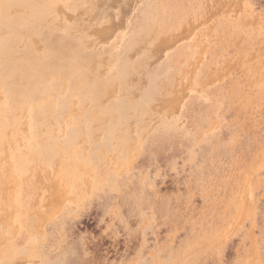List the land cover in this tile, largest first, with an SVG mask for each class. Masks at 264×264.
Masks as SVG:
<instances>
[{
	"label": "rangeland",
	"instance_id": "rangeland-1",
	"mask_svg": "<svg viewBox=\"0 0 264 264\" xmlns=\"http://www.w3.org/2000/svg\"><path fill=\"white\" fill-rule=\"evenodd\" d=\"M52 1L0 8V264H264V0Z\"/></svg>",
	"mask_w": 264,
	"mask_h": 264
},
{
	"label": "bare ground",
	"instance_id": "bare-ground-1",
	"mask_svg": "<svg viewBox=\"0 0 264 264\" xmlns=\"http://www.w3.org/2000/svg\"><path fill=\"white\" fill-rule=\"evenodd\" d=\"M11 1H14V0H0V8H1V11L2 13L5 15L7 21H9L10 23L12 24H17V23H21L23 22V24H26L24 21V19H28V21L34 17L35 20H37L38 18L41 19V20H44V19H48L50 17V14L52 13V11L54 10V7L57 6L55 5L53 7V1L52 0H25L26 3L29 5V8H26V9H21L19 11H14L13 9H11L9 6L12 5ZM17 2V1H16ZM15 3V1H14ZM58 7V6H57ZM55 7V8H57ZM55 11V10H54ZM57 11V10H56ZM59 14V13H58ZM56 15V14H55ZM36 17H38L36 19ZM49 20V19H48ZM39 23V22H37ZM8 24V23H7ZM29 25V24H28ZM32 25V24H31ZM38 28V27H37ZM10 29V28H9ZM14 32L16 31H13V36L14 35ZM7 37V36H6ZM5 37V39H6ZM17 38V36H16ZM8 40H9V36H8ZM12 40V39H11ZM13 41V40H12ZM15 41V40H14ZM62 41V40H61ZM19 42V41H17ZM7 44V42H5ZM16 43V42H15ZM57 43H60V42H57ZM1 44V43H0ZM61 44V43H60ZM13 45V44H12ZM11 46V44H10ZM6 47V46H5ZM4 47V48H5ZM1 48V47H0ZM83 48V46H82ZM76 49V48H75ZM3 52H5L3 50ZM79 54V53H78ZM25 77V76H23ZM26 80V78L24 79ZM36 83V82H35ZM34 83V85H30L29 88H28V92H31V91H36L38 89V86Z\"/></svg>",
	"mask_w": 264,
	"mask_h": 264
}]
</instances>
